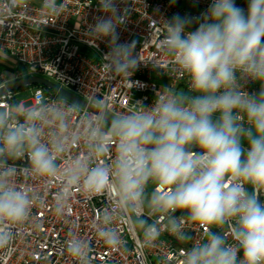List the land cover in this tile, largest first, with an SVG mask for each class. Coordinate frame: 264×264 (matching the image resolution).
Instances as JSON below:
<instances>
[{"label": "clouds", "instance_id": "9594fccd", "mask_svg": "<svg viewBox=\"0 0 264 264\" xmlns=\"http://www.w3.org/2000/svg\"><path fill=\"white\" fill-rule=\"evenodd\" d=\"M122 3L97 0L100 15L86 29V44H107L108 79L134 86L135 72L151 64L186 77L188 91L165 86L151 105L117 111L95 89L84 99L17 100V77L0 76V250L27 234L37 209L50 206L63 219L74 201L100 199L94 235L70 230L62 242L74 264H93L100 243L127 251L125 223L142 249L157 248L164 234L192 241L180 264H264V0H248L247 11L236 0H211L199 15L162 19L150 60L139 41L121 42L133 12ZM30 9V0H0V31ZM62 11L58 0H40L36 31ZM7 58L0 50V62ZM249 81L258 93L245 89Z\"/></svg>", "mask_w": 264, "mask_h": 264}, {"label": "built area", "instance_id": "2783aa9c", "mask_svg": "<svg viewBox=\"0 0 264 264\" xmlns=\"http://www.w3.org/2000/svg\"><path fill=\"white\" fill-rule=\"evenodd\" d=\"M63 5L59 17L41 33L36 31V20L40 11V0H30L31 9L27 18L13 21V27L0 31V50L15 59L21 70L15 73L18 78L40 75L81 99L95 89L101 96H107L117 111H124L136 101L149 106L156 92L165 86L187 92L186 77L177 73L163 74L151 64L141 65L132 77L134 86L116 78L109 80L103 69L104 53L109 51L106 42H97L93 48L84 42L87 26L93 22L97 12V0H58ZM211 0H123L121 7L133 8L127 29L121 31V42L137 40V52L145 60L158 56L161 38L159 24L174 14L199 15L205 11ZM237 6L247 11L248 0H236ZM195 25L190 31L195 30ZM34 70H30L33 68ZM164 71H168L165 66ZM3 76V74H0ZM33 98L56 97L59 93L34 85ZM245 89L257 93V84L247 82ZM15 93V91H12ZM71 102V101H70ZM197 150V149H194ZM22 163V162H17ZM151 188V185H149ZM51 198L49 197V200ZM104 201L97 199L91 204L74 201L72 213L66 218H58L50 206L36 210V221L26 235L17 239L11 251L0 250V264H74L71 257L61 253L62 242L70 230L80 235L91 233L94 207L100 208ZM122 237L127 242V251H113L102 243L95 246L92 253L93 264H180L181 249L192 246L179 244L174 238L164 234L160 245L155 249H142L138 230L121 225ZM215 230V229H214ZM193 240L199 239L200 232L189 230ZM47 259H43V258Z\"/></svg>", "mask_w": 264, "mask_h": 264}, {"label": "water", "instance_id": "95a60500", "mask_svg": "<svg viewBox=\"0 0 264 264\" xmlns=\"http://www.w3.org/2000/svg\"><path fill=\"white\" fill-rule=\"evenodd\" d=\"M15 85L16 86L12 89V91H15L16 89H19V88H22V87H25V86L41 85L43 87H46L48 89H51V90L59 93V94L66 93L67 95H70V96L76 97L78 99H81L78 96L74 95L73 93H71V92L59 87L58 85H56L52 81H50V80H48V79H46V78H44L42 76L34 75V76H26V77H23V78H20V79H16ZM260 199L264 200V197H262V195H261Z\"/></svg>", "mask_w": 264, "mask_h": 264}, {"label": "rangeland", "instance_id": "374dc122", "mask_svg": "<svg viewBox=\"0 0 264 264\" xmlns=\"http://www.w3.org/2000/svg\"><path fill=\"white\" fill-rule=\"evenodd\" d=\"M9 65L12 67L17 66L18 67L17 70H21V67L19 66V64H17V63L14 64L11 59L10 60L6 59L5 61L0 63V72H2L4 75L9 74ZM36 76H40V75H36ZM34 89H35L34 85L25 86V87L16 89L15 90V98L17 100H21V101H25V102H31Z\"/></svg>", "mask_w": 264, "mask_h": 264}, {"label": "crops", "instance_id": "0c3cea01", "mask_svg": "<svg viewBox=\"0 0 264 264\" xmlns=\"http://www.w3.org/2000/svg\"><path fill=\"white\" fill-rule=\"evenodd\" d=\"M5 53V52H4ZM6 54V53H5ZM7 59H11L12 61H13V63L15 64L16 62H15V59L13 58V57H11L10 55H8L7 54ZM1 63V62H0ZM4 64V63H3ZM17 66L16 67H12V66H10L9 65V74H6V75H15V73L17 72V71H19V70H17ZM15 69V70H14ZM17 70V71H16ZM0 74H3L2 72H0ZM4 75V74H3ZM23 78V77H22ZM18 79H20V78H18ZM257 84V93L259 92V89H260V84L257 82L256 83ZM245 146H247L246 145V143H245ZM262 197H264V194H262Z\"/></svg>", "mask_w": 264, "mask_h": 264}]
</instances>
